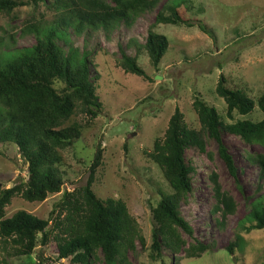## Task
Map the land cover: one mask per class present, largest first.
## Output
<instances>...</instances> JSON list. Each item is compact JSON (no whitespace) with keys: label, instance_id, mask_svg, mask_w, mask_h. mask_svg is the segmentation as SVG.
I'll return each instance as SVG.
<instances>
[{"label":"trees","instance_id":"16d2710c","mask_svg":"<svg viewBox=\"0 0 264 264\" xmlns=\"http://www.w3.org/2000/svg\"><path fill=\"white\" fill-rule=\"evenodd\" d=\"M35 7L43 4L52 13L50 21L30 20L22 30L34 35L30 47L17 49L8 46L0 57V144H14L27 165V180L10 188H0V243L7 256L37 255L42 261V249L54 242L58 260L69 264H132L129 255L138 244L147 247L137 220L126 203L114 197L98 198L93 184L103 159L102 140L94 144L86 185L63 190L64 179L60 166L62 151L75 147L82 136L83 126L72 121L83 115L94 120L102 111L97 94L98 74L91 77L90 59L86 52L59 45L69 41L70 33L82 35L102 30L113 32L124 26L131 28L142 14L154 11L160 0H31ZM186 2V0H185ZM184 0H169L157 12L141 48L149 56L152 66H159L168 51V38L154 30L158 24L193 26L181 12ZM29 3V2H28ZM18 0H0V12L10 14L24 5ZM206 34L210 32L200 23ZM12 39V38H11ZM0 45H3L0 42ZM121 67L127 73L150 78L139 65L136 56L122 50ZM56 84L62 85L60 88ZM215 93L226 104V121L218 110L200 96L193 100L199 127L186 124L184 115L176 107L169 119L162 139H156L146 155L161 170L169 192H160V198L151 208V239L148 257L153 262H164V251L172 256L173 264L182 259L200 258L211 250L210 243L193 237V228L181 213V203L193 191L192 174L195 168L186 160L189 148L207 152V142L218 144V153L229 172L237 169L222 140V133L240 137L250 145L264 148V90L252 98L240 89L226 86L220 75ZM258 108L262 114L254 121L247 116ZM246 118L236 119L235 115ZM258 169V185L248 210L237 224L235 240L226 248L231 255L243 248L240 232L264 230V153L250 156ZM216 195L215 211L222 222L235 212V202L221 191L217 176H211ZM60 194L48 218H39L25 210L6 217V207L16 196L29 202H41L49 195ZM222 224V223H220ZM186 236L192 239L188 242ZM0 264H8L1 258ZM48 264H52L49 262Z\"/></svg>","mask_w":264,"mask_h":264},{"label":"rangeland","instance_id":"374dc122","mask_svg":"<svg viewBox=\"0 0 264 264\" xmlns=\"http://www.w3.org/2000/svg\"><path fill=\"white\" fill-rule=\"evenodd\" d=\"M10 14L0 12V57L8 46L21 49L35 44L34 35L22 30L30 20L53 18L43 4L35 7L31 0ZM169 0H160L152 12L140 15L131 28L124 26L105 33L102 30L78 35L70 33L67 44L59 45L68 51L76 48L90 59L91 77L98 74L97 94L103 111L94 120L83 115L72 121L82 124V136L75 147L62 151L60 166L64 179L63 190H73L87 183L94 144L102 140L103 159L97 170L93 191L102 200L114 197L123 200L137 220L147 247L138 244L129 255L132 264H160L148 257L151 239V208L160 192H169L160 168L146 155L156 139H162L176 107L190 127H199L192 103L196 96L214 106L226 116V104L215 93L220 75L226 86L240 89L252 98L264 90V0H184L181 12L193 26L158 24L154 30L168 38L169 47L158 67L152 66L143 49L149 28L157 12ZM29 2V3H28ZM202 23L210 32L198 27ZM12 38V39H11ZM122 50L136 56L139 65L152 78L144 79L127 73L120 65ZM62 85L56 84L57 88ZM236 119L246 118L235 115ZM254 121L262 114L258 108L247 116ZM222 140L236 166V175L229 172L218 153L214 140L207 142V152L196 148L186 150L185 157L195 168L192 174L193 191L181 203V213L193 228V237L210 243L212 248L200 258L182 259L180 264H264V230L240 232L243 248L231 255L226 249L235 240L237 224L248 210V203L258 193V167L250 156L261 152L260 145L245 143L240 137L222 133ZM215 174L221 191L235 202V212L225 220L215 211L216 195L211 176ZM27 165L17 147L9 142L0 144V188H10L27 180ZM60 194L49 195L41 202H29L16 196L6 207V217L25 210L39 218H48ZM222 223V224H220ZM188 242L192 239L186 236ZM1 248V243H0ZM42 250L44 264H69L58 260L56 246L50 242ZM8 264H36L37 255L7 256ZM165 264H173L172 256L164 251Z\"/></svg>","mask_w":264,"mask_h":264}]
</instances>
